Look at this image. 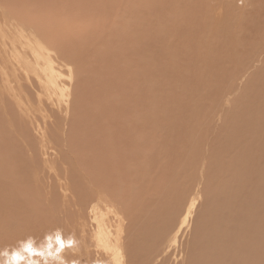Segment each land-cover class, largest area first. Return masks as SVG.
<instances>
[{"label":"rangeland","instance_id":"374dc122","mask_svg":"<svg viewBox=\"0 0 264 264\" xmlns=\"http://www.w3.org/2000/svg\"><path fill=\"white\" fill-rule=\"evenodd\" d=\"M197 1L198 0H0V72L4 66L7 67L6 70L9 81V83H4L7 78L0 73V105H2V107L0 106V139L2 138L0 141V165L1 161H3L8 167L5 161L9 152L8 150H11L16 152L15 155H17L19 160L16 161V158L12 157V162L10 160L12 158H9L10 162L8 161V164L10 165V169H8L9 173L7 175H10L11 171H17L19 166H24L26 169L19 170L21 172L23 171L22 174L18 175V178H21L20 181H23L21 182L22 187L19 192L12 187L13 185L8 187L9 184H14L15 176L12 175L6 177L2 170L4 165L0 166V177L8 178L6 182L7 186L4 187L8 188L6 190L0 188V192L3 190L0 195L2 198H6L5 201L7 202H0V264H112L107 257L95 254L93 252L95 247H91L90 250L89 248H86L87 244L85 245L83 243V226L80 223H85V234L88 236L87 241L89 243H91L93 238L92 231L94 230L93 227L95 224L93 221V227H91L89 219L85 215H80L79 213L87 211L86 205L89 202L87 200H90L93 197V193L90 191L91 185L93 186L92 188L98 191L102 190V188L108 189V194H111L109 198H114V200L111 199V202H116L118 208L121 209L120 212L122 215L125 214V224H128L130 229L134 224H137L136 221H139V223L142 224L145 212H148L150 209L151 215H155V212L159 213L164 211L160 223L167 217H170V226L169 229L166 230L168 234H170L171 231V234H173V231L179 226L180 219L183 218L190 206V198H192V196L190 197L189 194H193L191 192L193 189L190 190L193 187L188 189L186 186L189 184L192 186L194 184L193 186L195 188L197 186L196 189L194 188L196 192L200 188L201 192H199V199L197 198L198 200H196L197 206L195 205L191 221L189 225L183 227L184 229L181 230L182 232L178 234L179 237L181 236V240H178L177 243H181H176V246H174V252L176 255L178 252V258L181 259L183 257V260H187V262L189 261L186 258L188 257L190 250L194 247L196 242H198L197 240H199L201 235V225L203 223L202 221L208 213L207 209L209 210L211 206V198L209 200V197L207 196H212L213 193L208 192L207 194L208 187L215 188L214 182L216 177H212V180L210 181L208 179L209 170H211L210 168L213 167V164L209 166V160H203L207 159L204 158L206 153L203 154L204 157L198 156L200 159L202 158L200 161L198 157V159L196 157H191L189 151L186 150V145H191L192 143L187 136H183L180 140L176 139L175 144L171 146L172 148L170 147L167 150H164V153L157 159L156 157L152 158L156 155L152 152L151 147L142 145V149L138 148V144L135 146L138 149L134 155V152L127 148V144H123V147L120 144L117 146V149L113 147L115 142H120L118 136L114 137L112 140H107L104 136L107 128L111 131V134L117 132L118 129L121 128V125L120 123H117L116 118L122 114L127 113L128 117H132L130 114H134V112L137 111L141 116L151 114L153 109L151 108L152 102L154 97L158 96L153 91V86L156 88L155 83L157 84V80H159V77L155 72V59L153 58L152 53L158 56V58L163 57H161L162 54L153 52L156 48V44H143L146 42V39L150 38L151 35H154L158 40H165V37L158 36V32L167 25L166 23L169 22V20L171 21V19H173L174 15L176 16V26L183 29L182 31L179 30V33L183 35L187 32L185 34H189L192 37L191 39H187V42L185 40L184 43H182L181 37L178 34V40L172 42L173 44L175 43L177 47L182 49L185 48L183 46H186L187 48L189 44H194V40L197 45H203L207 37L210 36V33H212L211 31L205 30L204 33L201 31V26L196 24L193 20L188 19L187 14L182 12V10L184 11L190 5L196 4ZM207 4L209 6L214 4L213 8H209L212 9L211 13L214 15L213 21L216 25V21H219L218 19H221L223 15L236 17L238 12L240 15H243V10L248 11L254 6L255 9L259 7L255 11L257 14V17L255 16V18H257V22L258 20L260 21L252 27V32L248 31L249 35L246 34L247 36L245 38L247 40L244 38L245 45L241 46L240 49H235L236 53L242 52L245 59L240 60L237 65H232V63L228 64V68H231V71H227L225 74L223 73L224 75L220 80L224 83L222 82L221 87L216 89L220 93L225 86H230L229 90L232 91L231 94L226 98H222L221 95L218 97L217 93L215 95L211 92V97H213L212 101L209 96L210 100L208 102H212L210 104L213 105L210 106H214L213 109H215V114L212 113V115H215L214 117L217 118H213V121L210 124L207 123L208 120L203 119V122L207 125L208 129L203 134L205 144L211 139L210 137L214 138L218 134L223 133V131H236L239 126L243 125L244 115L243 112L240 111L245 107L243 106L245 105V102L242 97L245 95L248 96L245 98L252 99L253 92L257 85L256 83H260V80L256 83H254V81L264 71V54L262 57L260 56L264 48V0H207ZM190 10H195V6L191 7ZM230 11L233 15L230 14ZM147 12H149V14ZM245 13L246 12H244V14ZM219 16L222 17L220 18ZM225 16L223 18H226ZM204 19L208 18L204 17ZM156 22L158 23L156 24ZM229 22H231V26L226 28L224 32L233 30L235 22L231 18ZM15 29L26 33L25 35H17ZM22 29L25 31H22ZM32 32H35L45 44L49 47L51 46L55 51L56 54L50 53V55L53 54L52 56L56 60L54 63L56 68L55 74H58L60 84L69 83L72 70H74L73 72L76 74L73 81L72 105L70 106L69 114L67 116L68 119L66 118L63 120V117L58 114L59 112L56 107L55 110L51 109L53 106L50 104L53 103L48 100L46 96L43 97L44 100L39 99L40 91H44V88L40 86L36 80V75L33 72H26L24 64H28L29 62V64L32 63L34 66L39 59L36 54L34 55L36 50H38L36 45L35 47L33 46L35 43L33 45L31 44V41H34L33 37H31ZM244 32L241 34L245 35ZM221 34L224 35V39L227 43L230 42L225 36L226 33ZM170 38L172 39L173 37L171 36ZM135 41L137 42L134 43ZM150 41L152 42V39H150ZM232 41L236 40L234 39ZM140 43L142 44L141 47ZM152 45L153 51L147 52V50L144 49L145 47L150 48ZM159 45L160 46H157L158 49L165 54L164 47L160 43ZM138 46L140 49H138ZM16 49L23 54L25 60H28L25 61L26 63L23 64V61H20L19 59L15 60L14 56H12ZM174 55H176L177 59V53H174ZM251 57H253L252 60ZM254 59L257 60L251 67V65L248 64ZM40 60L41 63L46 64L44 59ZM162 61L163 59H161V62ZM135 63L138 64L135 65ZM66 64L71 66V68ZM248 66H250V68ZM243 68L249 69L245 76H241V79L238 71ZM39 69L40 71L42 70V68ZM162 71L163 70H160L159 73ZM134 73H136V76H139V74L142 76L140 75L137 79ZM180 76L181 75H179L177 80L172 84L173 87H170L177 93L176 94L173 91L169 92L171 95L173 93L172 96L184 94L181 92L180 85L185 90L189 88L186 78L181 76L183 78L182 80ZM219 78L217 77V79ZM150 86L151 88L149 90ZM258 88L261 89L260 87ZM207 89L208 86H205L202 89H199L198 93L195 90L197 94H194L190 88V91L196 100L188 107H183L178 103L173 104L175 108L173 114L176 116V120H178L175 122L177 129H182V127L185 128V124L187 125L190 123L186 118L188 115L195 117L197 115L199 116V111L195 113V106L197 104V109H200L202 106L204 108L209 106L207 103L203 104L204 100L202 97V94ZM236 90L237 92H235ZM225 92L227 94V91ZM261 92L263 93L262 90ZM185 95L186 92L182 97H185ZM55 97V99L58 98V96ZM217 98L218 100H216ZM20 99L22 103H18ZM172 99L173 97H170V100ZM182 100H184V98ZM4 104L7 106L5 107ZM20 104H23L22 106L26 109V113L23 112V107L20 109ZM153 104L156 105L155 102H153ZM229 104L230 106H228ZM43 107L48 114L53 116L49 120H53V122H56L57 124H53L50 126L51 130H48L49 137L51 140H54V143L47 144V146L48 148L50 147V154H55L56 151L57 154L55 155H60V158L57 159L59 160L57 165L56 163L53 164L55 168H58V171L55 169V172L59 173L60 176H52L53 179L52 177H47L49 178V181L41 176V180L34 181L35 178H32L33 174L29 168V166L33 167L31 164L32 156H29L27 153H29L30 150L31 155L32 152H35V156L38 155L41 138L38 133H36L35 126H33L34 124H29V117L35 115L34 117H37V120H39L37 123L44 127L42 121L45 120V111L42 110ZM158 110L163 109L159 108ZM41 112L44 114H41ZM116 115L117 117H115ZM151 117L160 127L161 132L165 133V138L172 143V138H174V136L169 129L168 123H165L158 113H152ZM182 119H184V124ZM201 126L204 128V124ZM135 127L140 133L150 130L148 123L145 122L135 124ZM58 128L61 129L58 131L60 132L59 136H61V138L56 139L58 133L56 129ZM103 130H105V134H103ZM153 132L154 131H152V134ZM207 134L209 135L207 136ZM104 142L111 144L109 147H105L103 144ZM8 143L11 149L7 148ZM26 148L29 150H26ZM83 149H85V152ZM113 149L114 152L116 151L123 159L126 156V152L135 156L137 160H133L136 161V165L134 166L131 164L130 167L134 166L133 168H137L135 171L136 174L134 176L121 177L117 175L115 176L114 173H112L109 174L110 177L108 173H111V170L105 169V172H103L104 169L94 167V170L100 171L101 175L97 173L95 176L90 177L89 162L86 163L88 161L87 159L91 156L89 152L93 155L97 153V156H99L98 158L101 161L102 157H100V154L107 155V153ZM138 152H140V154H137ZM207 153H209V151H207ZM145 154L149 155L148 163H144L143 159L140 160V155ZM54 157V155L53 157L51 156L53 159ZM163 157L164 159H162ZM190 157V160L193 163L191 164L192 167L185 171L184 163L189 160L188 158ZM27 158L31 159L28 160ZM69 159L70 162L68 161ZM15 162L16 164H14ZM60 162H64V164H67L71 168L72 174H69L70 177H65ZM115 162L116 161L114 160L107 161L111 167H113ZM202 163L207 164L203 165ZM130 167L127 163L123 172H133V169ZM193 171H195L198 176L197 183H193L195 179V175L191 176ZM24 175L27 176L25 177ZM55 178H57V180ZM68 178L70 180L71 178L73 179L70 181ZM96 181L98 182L96 183ZM47 182L50 184L53 183L50 185L47 184ZM66 182L72 183L73 185L78 184L77 186H79L80 189L71 188L70 190L63 191V189H61L62 185V188L68 187ZM88 182H91L92 184H89ZM49 188H51V190ZM46 189H49L48 191H51L52 193L50 192L49 195ZM169 189L170 191H168ZM172 190H174V193ZM61 192L62 194H60ZM167 192L170 193V196H174V198L168 201H163L162 198L165 197ZM18 195H22L20 196L21 198ZM175 197H180L181 199L179 198L178 200ZM23 198H25L26 201L25 199L21 200ZM123 200L125 201L123 202ZM65 201L68 202V204H71L69 205V208L66 207L67 203ZM173 201H175V203ZM179 201H181V203ZM12 202L14 205L10 206V203ZM20 203L23 209L20 208V210H17ZM49 203L51 204L49 205ZM6 206H8V208H6ZM5 214H9L14 218V225H12V227H16H13L11 230H9V226H5L4 224V218L7 219ZM108 215L112 222H114L113 213L110 212ZM11 217H9V220ZM1 218H3V220ZM24 219L26 220L24 221ZM22 225H24V227ZM134 231L138 236L135 244L141 249V243L144 242V236L138 234L139 232L136 229ZM57 237L63 241V246L60 245ZM218 237L223 247L226 246L228 242L236 244V240H240L239 236L230 232L220 234ZM28 245H31L32 247L31 252L26 250ZM181 245L182 247L184 246V248L180 247ZM183 250L186 251V253H184ZM17 253L22 257L20 261L15 259Z\"/></svg>","mask_w":264,"mask_h":264},{"label":"bare ground","instance_id":"6f19581e","mask_svg":"<svg viewBox=\"0 0 264 264\" xmlns=\"http://www.w3.org/2000/svg\"><path fill=\"white\" fill-rule=\"evenodd\" d=\"M213 5L214 4L209 6L207 4V0H198L196 2V4H192L190 6L188 5L189 6V7L187 6L188 8H186L184 11L182 10L183 13L187 14L188 19L193 20L196 24L201 26V31H203L204 33H205V30L212 32V33H210V36H208L206 40L204 39L205 40V43H204L205 46L203 43H202L203 45H200V44L197 45V43L194 39H193L194 44H189V46L187 48H186V46H183L185 48H182V49L180 47H177V45H175V43L174 44L172 43L174 40H178V38H177L178 34L181 37L182 43H184L185 40L187 42V39L192 38L189 34H185L187 32H185L183 35L179 33V30L182 31L183 29L181 27L176 26V23H175V17L176 16L175 15H174L173 19H171V21L169 20V22L166 23L167 25H165L158 32L159 33L158 36L165 37V40H158V39H156V37L154 35L153 36L151 35L150 38L146 39L145 43L142 42L143 44H147V43L148 44L154 43L153 45L156 44V48L154 49V51H153V45L150 48L145 47L144 49L147 50V52L153 51V52L160 53V54H162L161 57H163V58H158V56H156L154 53H152L153 58L155 59V61H154L155 62L154 63L155 72L159 77V80H157V84L155 83L156 88L153 86V91L158 95V96H155L154 100H153V102H155L156 105L153 104V102H152L151 108H153V109L151 111V114H145L144 116L139 115L137 113L138 111L134 112V114H130V116H132V117H128L127 113L122 114L118 117L116 115L115 117H117L116 118L117 123H120L121 128L118 129V131L113 133V134L110 133L111 131H109L108 128L106 129V134H105V130H103V132H104L103 134H105L104 137L107 140H112L114 137H117V136L119 137L120 142H115L113 144L114 148L117 149V146H119L120 144L122 147H123V144L124 145L127 144V148H129V150H132L134 152V155H135V152L138 148H142V145H145L147 147H151L152 152L156 155L152 158L156 157L158 159L164 153V150H167L168 148H170L172 145L175 144L176 139L180 140L181 137H183V136H187L192 143L191 145H186V148H187L186 150L189 151V153L191 154L190 155L191 157H196V158L198 156L204 157L203 154L206 153L204 158H207V159H203V160H205V161L209 160V162H208L209 166L213 164V167H211L210 168L211 170H209L208 179H209V181L212 180V177H216V179L214 182L215 188L208 187L207 194H208V192L209 193L212 192L213 195L207 196V197H209V200L211 198V201H210L211 206H210L209 210L207 209L208 213H207L205 219L203 220L201 218L203 220L202 221L203 223L201 225V235L199 237V240H197L198 242H196V244L194 245L193 248L191 247L192 249L188 253V257L186 259H188L189 261L187 262V260H183V257L181 259H179L177 256L178 252H177V255L174 252V246H176V243L178 240L179 241L181 240V238H180L181 236L179 237L178 234L180 232H182L181 230L184 229L183 227L189 225V223L191 221V217H192L193 212H194L195 205L197 203L196 200L199 199V197H198L199 192H201L199 187H198L199 188L198 191L196 192L195 189L197 188V186L195 188L193 186L194 184L191 186L187 181H185V182H187V184H189L188 186H186V187H188V189L193 187L190 189V190L193 189V191H191L193 194L188 193L190 195V197L192 196V198H190L191 203H190V206L188 205L189 207H188L186 213L184 212L185 215L183 216V218L180 219L179 224H178L179 226H177L176 229L174 227L175 232L173 231V234H171L172 231L170 232V234H168L166 232V230H168L169 226H170L169 225V220H170L169 218L170 217L169 218L167 217L166 219H164V221H162L160 223L164 211H161L159 213L155 212V215H151L150 214L151 209L148 212H145V215L143 216V223L142 224L139 223V221H136L137 224H134L133 227L130 229L128 224H125V222H126L125 218H124L125 214L122 215V213L120 212L121 209L118 208V206L116 205L117 204L116 202H114V201L111 202V199L114 200V198H111V199L109 198V196L111 194L110 195L108 194V189L102 188V190L99 189L100 191H98V190L92 188L93 186L91 185L90 191L93 193V195H92L93 197L91 196L92 198L90 197L91 199L89 198L90 200H87V201H89L86 205L87 211H84V212L82 211L79 213H80V215H82V214L85 215L89 219V223H90L91 227H93V221L95 222L96 225L94 224V227H93L94 230L92 231L93 232V234H92L93 238H92L91 243H89L87 241L88 236L85 234V228H84L85 223H80L83 226V229H82L83 230V238H82L83 243L85 245L87 244L86 248L90 249L91 247H95L93 252L95 254L107 257L111 261L112 264H264V71L254 81V83H256L260 80V83H256L257 85L255 88V91L253 92L252 99L245 98V97H248L245 95L242 97V98H244L243 101L245 102V105H243L245 107L240 111V112H243V115H244L243 116L244 117L243 125L239 126L236 129V131H233V132H229V131L224 132L222 130L223 133L218 134L214 138L209 136L211 139L209 138L210 140H208L207 144H205L204 139H203L204 132H206L208 130L207 125L203 122V119L208 120L207 123L210 124V123H212L213 118H217V117H214L215 115L214 116L212 115V113L215 112L214 111L215 109H213L214 106L213 107L210 106V105H213V104H210L212 102H210V103L208 102L210 100L209 96L210 97L212 96L211 92H213V94H215V95L217 93L218 97L221 95L222 98H226L227 96H229L231 94L232 91L229 90L230 86H225V88H223L222 92H220V93L216 89L218 87H221V83L223 81L220 79H222L225 72L231 71V68L230 69L228 68V64L232 63V65L233 64L237 65V63L240 60L245 59L242 52L236 53L235 49L236 48L240 49L241 46L245 45L244 38L247 36L246 34L249 35L248 31L252 32V27L254 25L258 24V22L260 21V20H258V22H257V18H255V16L257 17V14L255 13V11L259 7L255 9V6H254V7H252V9H250L248 11L243 10V15H240V13L238 12V15L236 17H230L228 15H226V16L223 15V17L225 16L226 18H223L222 16H221L222 17L221 18L219 16L221 19H218L219 21H216L217 22V25H216L213 21L214 15L211 13L212 9L209 8V7L213 8L214 7ZM193 6H195V10H190V8ZM244 12H246V13L244 14ZM147 13L149 14V12H147ZM230 14L233 15V13H231V11H230ZM204 17L208 18V19H204ZM228 17H229V19H228ZM230 18L233 19L235 22L233 25L234 26L233 30H229V32H227V31L224 32V30L226 28L231 26V22H229ZM157 23L158 22H156V24ZM158 26H157V28H158ZM142 27H143V25H142ZM15 30H16L15 32L17 33V35H25V33H26V32L25 33L21 32L17 29H15ZM22 31H25V30L22 29ZM244 31H246V32H244ZM242 32H244L245 35H242L241 34ZM221 33H226L225 36L227 37V39L230 42L227 43V41L224 39V35ZM31 34H32L31 37H33V39H34L33 42L31 41V44L33 45L35 43L33 46L35 47V45H36V47L38 49V50H36L37 53L34 50V52H35L34 55L36 54L37 58H39L37 63L34 64V66L32 65V63L29 64V62H28V64H24V63H26L25 61L27 59L25 60L23 54L21 52H19L18 49H16L15 51L13 50L14 54L12 56H14L15 60L19 59L20 61H23V64L25 65L24 67L26 69V72H33L36 75V80L38 81L40 86L44 88V91L46 92L45 93L43 90L40 91V94L38 93L39 99L41 100V99H43L44 96H46L47 99L53 103V104H50L53 106V107H51V109L55 110V107H56L58 109V112H59L58 114L61 117H63V120H65L69 114L70 106L72 105L71 100H72L73 86H74L73 81L75 79L74 76L76 74L73 72L74 70H72V74H71V78H70L69 83L60 84L59 80H58V74H55L56 68H55L54 63L56 62V60L53 58V56H52L53 54L50 55V53H55V51L51 48V46L49 47L47 44H45L35 32H32ZM145 35H146V33H145ZM171 36L173 37L172 39L170 38ZM142 37H143V35H142ZM30 39H32V38H30ZM150 39H152V42L150 41ZM234 39L236 41H232ZM245 40H247V39L245 38ZM136 42L137 41H135L134 43H136ZM27 43H29V42H27ZM159 43L164 47L165 54L158 49L157 46H160ZM141 45L142 44L140 43V47H141ZM25 46H27V45H25ZM140 47L138 46V49H140ZM174 53H177V57H178L177 59H176V55H174ZM178 54H180V55H178ZM263 54H264V48H263V51L261 52L260 56L262 57ZM163 55H165V56H163ZM31 56H33V55H31ZM245 56H247V55H245ZM40 59H42V60L44 59L46 61V64L41 63L42 61ZM161 59H163L162 62H161ZM252 59H253V57H251V60ZM256 60L257 59H254L248 65H251V67H252L253 63H255ZM37 64H38V66H37ZM137 64L138 63H135V65H137ZM66 65H68V64H66ZM69 67L71 68V66H69ZM248 67L250 68V66H248ZM1 68H2V66H1ZM39 68H42V70L40 71ZM249 68H243L240 71H238L239 77L241 79H242L241 76L242 75L245 76V74ZM6 69H7V67L4 66L3 69H1L0 73L2 76L4 75L7 78V80L5 79L4 83H9L8 74H7ZM160 70H163V71L159 73ZM143 72H144V70H143ZM134 74H135V77H137V79L141 75V74H139V76L138 75L136 76V73H134ZM179 75L185 77L186 82L188 83L187 85H189V88H187L186 90L180 85L181 92H183L184 94L186 92L185 97H182L184 94L183 95L178 94L179 96L178 95L172 96L173 93H172V95L169 93V92L173 91V89L170 87H173L172 84L177 80ZM217 77L218 78L220 77V78L217 79ZM182 80H183V78H182ZM180 83H181V81H180ZM205 86H208V89L202 94V97L204 100L203 104L207 103L209 106H207V108H204L202 106L200 109H197L196 108L198 105L197 104L195 106V113H197L199 111L200 117L198 115H197L198 117L188 115L186 118L190 121V123L187 125L185 124V126H186L185 128L182 127V129H177V127L175 126V122L178 120H176V116L173 114L175 111L173 104L178 103V104L182 105L183 107L190 106L196 100L194 98L192 92L194 94H197L199 89H202ZM258 87H260L261 89H259ZM150 88H151V86L149 87V90H150ZM190 88L192 89V92L190 91ZM220 89H222V88H220ZM195 90L197 93L195 92ZM261 90L263 91V93L261 92ZM225 91H227V94ZM235 92H237V90ZM174 93H176V92H174ZM55 96H58V98L55 99L56 98ZM170 97H173V99L170 100ZM183 98H184V100H182ZM212 99H213V97H211V101H212ZM216 100H218V98ZM259 100H261V101H259ZM220 101H221V99H220ZM20 102H21V99L19 100L18 103H20ZM36 102H37V99H36ZM22 105L23 104H20V106H21L20 109L23 107ZM0 106L2 107V105H0ZM6 106L7 105H5V107ZM222 106H224V105H222ZM228 106H230V104ZM107 107H109V106H107ZM154 107L158 108V109L162 108L163 110H158V109H155ZM23 109H24V107L22 108V110ZM123 109H124V107H123ZM142 109H143V105H142ZM17 110H18V108H17ZM42 110L45 111V108L43 107ZM25 111H26V109H24L23 112H25ZM23 112H22V114H23ZM44 113L41 112V114H44V118H45V120L42 121L44 123L43 124L44 127L40 126L39 123H37V121H39V120H37V117H34L35 115L30 116V117L28 116L29 117V124L30 123L34 124L33 126H35L34 128L36 130V133H38L39 137L41 138L38 155L35 156L34 155L35 152H32V155H31L30 150L28 148H26V150L27 149L29 150V153H27V154H29V156H32L31 157L32 158L31 164L33 167L29 166V168L31 170V173L33 174L32 178H35L34 181L35 180L39 181L41 176L45 179H48V181H49V178H47V177L51 178L52 176H56V177L60 176L59 173L55 172L58 168H55V166L53 165L55 163L57 165V163L59 162V160H57V159L60 158L59 157L60 155L59 156L55 155V154H57L56 151H55V154L54 153L50 154V152H51V151L49 152L50 147L48 148V146H47V144H53L54 143V140H51L49 137L48 130H51L50 126H52L53 124H56V122L54 123L53 120H49L53 116L48 114L47 111H45ZM152 113H158L163 118L164 122L168 123L169 129L171 130V133L174 136V138H172V143L168 139L165 138V133L161 132L160 127L152 119V117H151ZM6 115H7V113H6ZM24 115H26V114H24ZM182 120H183V124H184V119H182ZM0 122H1V120H0ZM142 122L148 123L149 128H150L149 131H146L144 133H140L137 130V128L135 127V124L142 123ZM202 124H204V128H202V126H201ZM25 125H26V123H25ZM0 126H1V124H0ZM31 128H32V126H31ZM56 130L58 132L61 129L58 128ZM152 131H154L153 132L154 135L152 134ZM59 133L60 132L57 133L56 139L61 138V136H59ZM208 135L209 134H207V136ZM48 139H50V140H48ZM1 140H2V138L0 139V141ZM160 140H161V142H160ZM96 141H97V139H96ZM57 142H58V140H57ZM103 144L105 145V147H109L111 143L104 142ZM138 144H139V147L136 148L135 146H137ZM175 146H177V145H175ZM36 147H37V145H36ZM7 148L8 149L10 148L9 143L7 145ZM174 148H176V147H174ZM178 148H177V150H178ZM206 148H208V149H206ZM83 150L85 152V149H83ZM8 151L9 152L7 155V159L5 158L6 159L5 163L8 165V167L3 163V161H1L0 166L4 165L2 170L5 173L6 177H10L12 175L15 176L14 184H9L8 187L13 185L12 187L15 190L20 192L21 187H22L21 182H23V181L22 180L20 181L21 178L19 179L18 175L22 174L23 171L21 172L19 170H26V169L24 168V166H19L17 171L15 170V172H12L10 170L11 174L7 175L9 173L8 169H10V165L8 164L9 158L14 157V158H16V161L19 160L17 155H15L16 152H13L11 150H8ZM183 151H185V150H183ZM207 151H209V153H207ZM85 154H87V153H85ZM89 154H91V156L89 158L87 157L88 161L86 160L87 161L86 163L89 162L88 166H89L90 177L95 176L97 173H99V175H101L100 171L94 170V167H99L100 169H104L103 172H105V169L111 170L110 171L111 173H108V175L114 173L115 176L117 175V176L122 177V176H134L136 174L135 171L137 170V168L136 167L133 168L136 165V161H134L133 159H135V160H137V159L135 158V156H132L133 154L130 155L126 152V156L123 159L121 157V155L117 154L116 151L114 152V149H113V150H110L107 153V155L100 154V157H102L101 161L98 158L99 156H97V153H95V155H93L91 152H89ZM137 154H140V152H138ZM209 154H211V155H209ZM53 155L55 156L54 159L51 158V156L53 157ZM164 157L162 159H164ZM191 157L188 158L189 160H187L184 163L185 171H187L188 169H190L192 167L191 164H193V163L190 160ZM27 159L30 160L29 158H27ZM141 159L144 160V163H148L149 162V155L148 154L140 155V160ZM165 159H167V158H165ZM201 159L199 158V161ZM10 160L13 162V158ZM110 160L116 161L114 163L113 167H111L107 163V161H110ZM68 161L70 162V159ZM150 161H153V160H150ZM187 162H188V164H187ZM60 163L62 164L61 166L63 167L65 177H68L69 174L72 172L71 168L67 164H64V162H60ZM127 163H128L129 167L131 164L134 165L133 167H130L133 169V172H126V171L123 172ZM14 164H16V162ZM31 164H29V165H31ZM68 164H70V163H68ZM206 164L204 163L203 165H206ZM19 165H22V164H19ZM187 165H188V167H187ZM194 167H195V165H194ZM203 172H204V170H203ZM200 174H202V173H200ZM108 175H106V176H108ZM192 175H195V179H194L193 183H195V182L197 183L198 182V180H197L198 176L195 173V171L192 172L191 176ZM6 177H3V178L0 177V188H3L5 190L8 188V187L4 188L5 186H7L6 182H7L8 178H6ZM125 178H127V177H125ZM205 178H207V177H205ZM52 179H53V177H52ZM55 179L57 180V178H55ZM72 179L73 178H71V180L70 179L69 180L72 181ZM106 179H107V177H106ZM64 180H65V178H64ZM92 180H93V178H92ZM52 181H54V180H52ZM98 181H96V183ZM123 182H124V180H123ZM88 183L90 184L91 182H88ZM114 183H116V182H114ZM37 184H39V183H37ZM47 184H50V183L47 182ZM125 184H126V182H125ZM173 184L176 185L175 183H173ZM173 184H172V186H173ZM187 184H185V185H187ZM24 185H25V183H24ZM66 185L68 187H65V188H62L63 187V185H62L61 189H63V191L70 190L71 188L80 189V187L77 186L78 184L73 185L72 183L66 182ZM84 186H86V185H84ZM87 187H89V186H87ZM171 188H173V187H171ZM49 189L51 190V188H49ZM9 190H11V189H9ZM48 190L46 189V191H48ZM168 191H170V189ZM172 191L174 193V190H172ZM194 191H195V193H194ZM1 192H3V190ZM50 192L48 191L49 195H50ZM43 193H45V192H43ZM87 193H89V192H87ZM15 194H16V191H15ZM34 194H36V193H34ZM60 194H62V192ZM25 195H26V193H25ZM39 195H41V194H39ZM46 195H47V193H46ZM20 196H22V195H20ZM35 196H38V195H35ZM77 196H79V195H77ZM173 198H174V196H172V195L170 196V193L167 192L165 197L162 198V200L168 201V200H171ZM175 198H177V197H175ZM179 198L180 197H178L177 199L179 200ZM5 199L6 198H2L0 195V202L1 201L4 202ZM24 199L25 198H23L21 200H24ZM72 199H73V197H72ZM72 199H71V201H72ZM46 200H45V203H46ZM25 201H26V199H25ZM124 201L125 200H123V202ZM30 202H31V200H30ZM173 202L175 203V201H173ZM179 202L181 203V201H179ZM66 203H67L66 207L69 208V205H71V204H68V202H66ZM8 204H9V202H8ZM50 204L51 203H49V205ZM13 205H14L13 202L10 203V206H13ZM0 207H1V205H0ZM35 207H37V206H35ZM41 207H43V206H41ZM173 207H174V205H173ZM6 208H8V206H6ZM20 208L23 209V207L21 206V203L18 206L17 210H20ZM25 208H26V206H25ZM28 208H30V207H28ZM103 209H104V211H103ZM30 210H32V209L30 208ZM6 211H8V210H6ZM110 212L113 213L114 222H112L111 218L108 215ZM15 213H18V212H15ZM24 214L27 215L26 213H24ZM5 215L7 216V219L4 218L5 226L6 225L9 226L10 227L9 230H11L13 227H16V226L12 227V225H14L13 224L14 218L11 217L9 214H5ZM9 217H11L10 220H9ZM1 219L3 220V218H1ZM22 220H21V222H22ZM25 220L26 219H24V221ZM15 224H18V223H15ZM1 226H2V224H1ZM22 226L24 227V225H22ZM22 226H21V229H22ZM25 228H27V227H25ZM7 229H8V227H7ZM89 229H90V227H89ZM135 229L139 232L138 234H142V236H144V242L141 243V246H142L141 249L138 245L135 244V241L138 239V236L136 235V233L134 231ZM91 230H92V228H91ZM226 232H230L234 235L239 236L240 240H236V244L228 242L227 245L223 247L218 236L220 234H226ZM21 234H22V232H21ZM180 243H177V244H180ZM180 247H182V245ZM182 248H184V246ZM177 249H178V247H177ZM179 253H181V252H179ZM184 253H186V251H184ZM171 260H172V262H171Z\"/></svg>","mask_w":264,"mask_h":264},{"label":"snow or ice","instance_id":"6c2138e0","mask_svg":"<svg viewBox=\"0 0 264 264\" xmlns=\"http://www.w3.org/2000/svg\"><path fill=\"white\" fill-rule=\"evenodd\" d=\"M57 240H58V242L61 244V246H63V241H61V240L59 239V237H57ZM26 250L29 251V252H31V251H32V247H31V245H28L27 248H26ZM15 259H16L17 261H20V260L22 259V257H21V255H20L19 253H17L16 256H15Z\"/></svg>","mask_w":264,"mask_h":264}]
</instances>
